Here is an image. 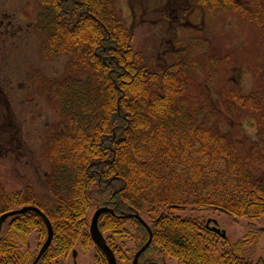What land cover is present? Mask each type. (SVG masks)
<instances>
[{
	"label": "trees",
	"instance_id": "16d2710c",
	"mask_svg": "<svg viewBox=\"0 0 264 264\" xmlns=\"http://www.w3.org/2000/svg\"><path fill=\"white\" fill-rule=\"evenodd\" d=\"M36 1L43 57L68 58L66 76L45 89L62 123L44 149L50 165L47 195L38 198L30 182L22 191L8 192L0 178V216L24 207L44 213L53 236L37 264H59L61 258L76 256L77 248L86 252L90 247L93 264H107L89 234L92 215L104 207L112 213L100 216L98 228L117 264H132L148 241L138 221L124 218L131 214L147 224L152 237L138 264H264L246 257L260 232L229 246L202 218L176 214L215 211L264 223V180L257 177L264 163V64L245 59L251 92L220 94L237 113L253 119L257 138L249 145L220 132L214 120L219 108L212 82L229 56L213 53L209 32L186 28L171 15L164 26L170 22L169 29H193L204 38L186 45L177 39L173 47L170 42L162 62L160 55L134 49V27L125 25L116 0ZM173 1L179 16H235L262 35L264 48V0H166L158 15L168 14ZM141 6L146 13L148 6ZM129 8L133 17L137 10ZM196 52L204 54L200 62L192 59ZM190 74L204 77L197 93ZM11 116L0 87V160L21 148ZM34 231L38 242L31 250L27 244ZM46 237L34 212L8 218L0 231V264H32ZM117 240L130 246H119Z\"/></svg>",
	"mask_w": 264,
	"mask_h": 264
},
{
	"label": "rangeland",
	"instance_id": "374dc122",
	"mask_svg": "<svg viewBox=\"0 0 264 264\" xmlns=\"http://www.w3.org/2000/svg\"><path fill=\"white\" fill-rule=\"evenodd\" d=\"M157 2L158 0H116V7L121 12L125 25L129 29L134 27V49L138 47L149 56L156 54L157 58L160 55L159 61L163 62L170 50V42L173 47L174 41L179 39L181 45H186L190 39H203L204 36L202 33H193V29L182 31L175 27L173 32L172 28L169 29L172 25L170 22L164 26L165 21H170V14L174 15V7L169 8V13L165 16L158 15L157 11L166 0ZM129 3L137 10L133 17ZM142 3L148 6L146 13L142 12ZM39 13L40 6L36 0H0V87L5 93L12 113L11 123L16 129L13 128L19 139L18 143L21 144V148L17 147L14 154L1 157L0 178L8 192L22 191L24 184L30 182L36 196L41 199L47 195L45 177L50 171V165L44 157L45 145L50 134L59 130L62 123L60 110L45 93V89L52 81L66 76L68 58L43 57V37L36 29ZM184 17L180 19L187 21L186 28L209 32L214 40V54L223 59L229 56V64L219 67L215 81L212 82V99L216 100L219 109L211 102L217 109L218 116L214 120L220 132L228 133L249 145L253 144L257 138L253 119L237 113L231 100L220 94L222 90H237L242 94L251 92L253 79L245 59L264 64L262 35L252 26L243 24L229 14L213 15L210 18L203 16V19L196 16L190 18L188 15ZM154 24L163 26L162 30L158 25L151 27ZM164 29L170 32H163ZM203 55L202 52H196L192 59L200 62ZM190 78L195 93L200 91L199 86L204 88L203 76L190 74ZM260 164L261 171L257 177L263 181L264 163ZM176 214L194 219L202 218L203 222L209 219L215 221L218 228L225 232L229 246L244 239L249 232H260L259 242L249 248L246 257L252 263L264 261V223L261 220L235 219L222 212H193L190 209ZM37 238V232H32L28 238V249L36 248ZM117 243L125 248L130 246L128 242L117 240ZM76 250V256L71 254L67 258H61L59 264H93V247L86 252L80 248Z\"/></svg>",
	"mask_w": 264,
	"mask_h": 264
},
{
	"label": "water",
	"instance_id": "95a60500",
	"mask_svg": "<svg viewBox=\"0 0 264 264\" xmlns=\"http://www.w3.org/2000/svg\"><path fill=\"white\" fill-rule=\"evenodd\" d=\"M27 212H34L35 214H37L42 219V222L45 225L46 232H47L46 240L43 243L42 247L40 248L35 260L32 262V264H37L40 257L45 253V251L50 246L51 241H52V236H53L51 225H50L48 219L46 218V216L44 215V213H42L39 209H37L35 207H24L22 209L1 215L0 216V231H1V227H2L3 223H5V221L8 218H10L14 215L24 214ZM108 212L112 213L111 210H109L106 207L99 208L94 212V214L92 215V218L90 220V224H89V234H90L91 240L94 243V245L104 254V256L107 260V264H117L113 251L107 246L105 239H104L103 235L101 234V232L98 228V220H99L100 216L102 214L108 213ZM124 218L134 219V220L138 221L148 232V241L139 251H137V253L135 254V256L133 258L132 264H138L139 257L147 250V248L149 247V245L151 243V239H152L151 232H150V229L147 226V224L137 214L124 215ZM211 230L213 232H215L217 235H219L221 238L226 237L225 232L221 231L220 229H218L216 227L211 228Z\"/></svg>",
	"mask_w": 264,
	"mask_h": 264
},
{
	"label": "flooded vegetation",
	"instance_id": "af4514ba",
	"mask_svg": "<svg viewBox=\"0 0 264 264\" xmlns=\"http://www.w3.org/2000/svg\"><path fill=\"white\" fill-rule=\"evenodd\" d=\"M156 1V0H155ZM169 8H171V7H174L173 8V13H174V15H173V18L175 19V20H177V22H179L180 24H182V25H184L185 26V23L187 22L186 20H184V21H182L181 19H180V17H184V16H179L180 15V13L178 14V10L176 9V4H174V1L168 6ZM172 14H170V16H171ZM185 18V17H184ZM176 23V22H175ZM177 24V23H176ZM172 29H174V27L172 28ZM174 32V31H173ZM212 223V224H211ZM205 225H206V227H209V228H213V227H217L218 228V225H217V223L215 222V221H211V219H209V220H207L206 222H205Z\"/></svg>",
	"mask_w": 264,
	"mask_h": 264
}]
</instances>
